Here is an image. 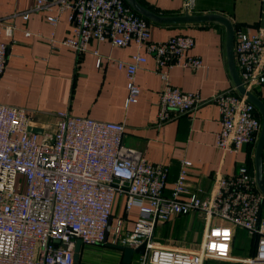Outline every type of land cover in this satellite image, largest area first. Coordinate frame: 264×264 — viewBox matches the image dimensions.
<instances>
[{
  "label": "built area",
  "instance_id": "1",
  "mask_svg": "<svg viewBox=\"0 0 264 264\" xmlns=\"http://www.w3.org/2000/svg\"><path fill=\"white\" fill-rule=\"evenodd\" d=\"M194 6L195 0H184L182 12L193 14ZM34 9L45 10V20L53 27L67 15L70 34L59 44L77 56L88 50L92 40L136 47L131 60L114 61L125 68L126 107L138 101L136 72L151 55L162 84L158 125L171 119L172 112L185 114L211 101L219 112L215 144L220 150L237 152L257 142L261 121L246 96L221 91L203 99L198 91L184 92L170 83L173 67H204L202 58L191 53V36L153 40L151 22L124 0H35ZM28 16L26 12L23 19ZM14 30L13 24L0 23V36L11 38ZM233 50L240 79L252 91L264 82V36L245 26L237 28ZM93 53L98 55L96 50ZM7 59L8 44L0 40V78ZM96 64H101L100 58ZM55 117L53 131L35 133L28 110L0 103V264H74L77 239L85 245L103 244L117 195H124L125 211L136 208L138 216L131 230H125L123 218L117 217L107 242L133 248L144 242L139 264L229 260L237 228L245 230L253 245L244 263L264 264V195L246 164L228 176L216 171L209 194L200 197L187 186L192 162L182 160L166 195L168 168L149 163L142 150L126 145L124 124L68 111ZM190 213H199L204 221L195 251L167 248L154 240L158 224Z\"/></svg>",
  "mask_w": 264,
  "mask_h": 264
},
{
  "label": "crops",
  "instance_id": "2",
  "mask_svg": "<svg viewBox=\"0 0 264 264\" xmlns=\"http://www.w3.org/2000/svg\"><path fill=\"white\" fill-rule=\"evenodd\" d=\"M136 1L158 16L183 14L184 0ZM34 4L35 0H0V23L15 26L11 38L0 36V40L8 44V59L0 78V103L28 110L32 125L45 131L55 129V114L59 111L124 124V143L142 150L149 163L168 168L166 195L170 194L182 160L192 162L186 177L187 186L200 197L209 194L216 171L228 176L246 164L254 174L256 143L245 144L237 152H223L216 146L220 121L213 102L205 101L185 114L172 112L171 119L158 125V99L162 84L155 72L153 56L147 55L146 62L136 72V82L140 87L138 101L126 107L125 68H118L114 61L131 60L136 47L133 44L117 47L108 41L92 40L88 50L77 56L73 50L59 44L70 34L67 15L63 14L57 26L53 27L45 20L46 11L35 10ZM26 12L29 16L25 20L23 15ZM194 13L220 14L231 21L234 31L245 26L252 33L264 36V0H195ZM149 21L153 40L164 41L177 34L191 36L194 39L191 53L203 60L204 67L199 70L171 68L169 81L173 86L184 92L198 91L203 99L221 91L238 93L227 65L225 26L217 22ZM25 30H29L31 35L25 36ZM94 50L98 55L93 53ZM98 58L100 65L96 64ZM251 92L264 103V82L254 86ZM111 214V224L117 217H122L123 228L131 230L138 210L132 208L126 212L124 195H117ZM203 231L202 216L190 213L158 224L153 237L161 246L195 251ZM240 236L248 241L250 252L243 256L247 258L253 253V245L245 230L237 228L234 242ZM121 258V250L104 243L93 246L81 244L77 264H121ZM139 259L140 255H135L132 264H139Z\"/></svg>",
  "mask_w": 264,
  "mask_h": 264
},
{
  "label": "water",
  "instance_id": "3",
  "mask_svg": "<svg viewBox=\"0 0 264 264\" xmlns=\"http://www.w3.org/2000/svg\"><path fill=\"white\" fill-rule=\"evenodd\" d=\"M126 3L141 16L156 22V23H204V22H217L225 26L226 29V39H225V49L227 65L234 82L237 92L241 95L246 96L247 100L251 102L258 110L261 117V128L259 136L255 145L254 150V177L256 180L257 187L259 191L264 195V178H263V152H264V103L255 95L253 92L247 90L238 73L235 59H234V27L231 21L220 14L210 13V14H189L187 12L179 16H158L144 7H142L136 0H125ZM35 133H41L42 129L32 128ZM111 225V218L108 221L105 238L103 243L108 247H113L115 249L122 251L121 264H132V260L135 255H142L145 249V243H141L139 246L133 248L131 246H124L120 244H112L107 242V237L109 234V229ZM81 240L77 239L75 242V254H74V264H77L79 259V252L81 249Z\"/></svg>",
  "mask_w": 264,
  "mask_h": 264
},
{
  "label": "rangeland",
  "instance_id": "4",
  "mask_svg": "<svg viewBox=\"0 0 264 264\" xmlns=\"http://www.w3.org/2000/svg\"><path fill=\"white\" fill-rule=\"evenodd\" d=\"M248 241L243 237H238L234 244L231 252V258L229 260H218V259H207L206 264H244L243 256L249 254ZM243 257V258H242Z\"/></svg>",
  "mask_w": 264,
  "mask_h": 264
},
{
  "label": "trees",
  "instance_id": "5",
  "mask_svg": "<svg viewBox=\"0 0 264 264\" xmlns=\"http://www.w3.org/2000/svg\"><path fill=\"white\" fill-rule=\"evenodd\" d=\"M256 110H257V109H256ZM257 114H258V116H259V118H260V121H261V117H260L258 111H257ZM263 157H264V153H263ZM263 178H264V161H263Z\"/></svg>",
  "mask_w": 264,
  "mask_h": 264
}]
</instances>
